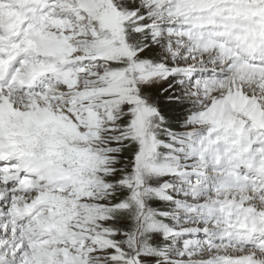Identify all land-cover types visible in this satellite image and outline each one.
I'll list each match as a JSON object with an SVG mask.
<instances>
[{
    "label": "snow or ice",
    "instance_id": "1",
    "mask_svg": "<svg viewBox=\"0 0 264 264\" xmlns=\"http://www.w3.org/2000/svg\"><path fill=\"white\" fill-rule=\"evenodd\" d=\"M0 264H264V0H0Z\"/></svg>",
    "mask_w": 264,
    "mask_h": 264
}]
</instances>
